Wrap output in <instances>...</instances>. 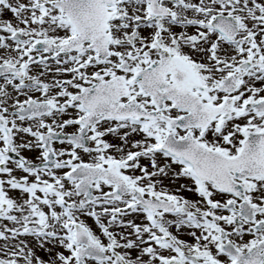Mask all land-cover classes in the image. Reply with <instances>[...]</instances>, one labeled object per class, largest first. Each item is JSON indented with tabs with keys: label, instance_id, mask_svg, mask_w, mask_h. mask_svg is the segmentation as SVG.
<instances>
[{
	"label": "snow or ice",
	"instance_id": "1",
	"mask_svg": "<svg viewBox=\"0 0 264 264\" xmlns=\"http://www.w3.org/2000/svg\"><path fill=\"white\" fill-rule=\"evenodd\" d=\"M0 264H264V0H0Z\"/></svg>",
	"mask_w": 264,
	"mask_h": 264
}]
</instances>
